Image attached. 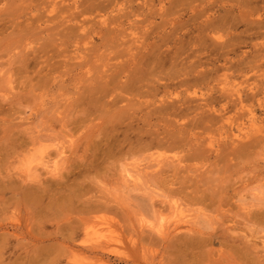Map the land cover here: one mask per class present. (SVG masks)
<instances>
[{
    "label": "rangeland",
    "instance_id": "obj_1",
    "mask_svg": "<svg viewBox=\"0 0 264 264\" xmlns=\"http://www.w3.org/2000/svg\"><path fill=\"white\" fill-rule=\"evenodd\" d=\"M53 1L0 0V264H264V0Z\"/></svg>",
    "mask_w": 264,
    "mask_h": 264
},
{
    "label": "bare ground",
    "instance_id": "obj_2",
    "mask_svg": "<svg viewBox=\"0 0 264 264\" xmlns=\"http://www.w3.org/2000/svg\"><path fill=\"white\" fill-rule=\"evenodd\" d=\"M54 1H55V0H54ZM54 1H53V2H54ZM46 2H47V1H46ZM48 4H49V2H48ZM52 4H53V3H52ZM59 4H60V3H59ZM46 6H47V5H46ZM50 6H51V5H50ZM53 6H54V5H52V7H51L52 9H53ZM54 8H55V7H54ZM56 8H57V6H56ZM47 9H49V8H47ZM53 10H55V9H53ZM53 12H54V11H53ZM63 16H64V15H63ZM68 19H69V18H68ZM61 20H62V22L64 21V20L62 19V15H61ZM70 21H71V20H70ZM65 22H66V21H65ZM83 22H84V21H83ZM105 22H106V21H105ZM66 23H67V22H66ZM81 24H82V26H83V23H81ZM84 26H85V25H84ZM87 30H88V29H87ZM83 32H84V31H83ZM85 35H86V33H85ZM83 37H84V36H83ZM81 65H82V64H81ZM103 86H104V85H103ZM100 87H101V86H100ZM102 88H103V87H102ZM102 88H101V89H102ZM106 88H107V87H106ZM114 89H115V88H114ZM115 92H116V90L114 91V93H115ZM239 97H240V96H239ZM240 100H241V99H239V101H240ZM211 103H212V102H211ZM215 103H216V102H215ZM241 103H242V101H241ZM216 112H217V111H216ZM217 113H219V112H217ZM204 121H205V120H204ZM227 123H228V121H227ZM206 124H207V123H206ZM252 127H253V126H252ZM239 132H242V130L239 129ZM239 134H240V133H239ZM241 135H242V134H241ZM239 136H240V135H239ZM242 136H243V135H242ZM231 137H232V136H231ZM237 137H238V136H237ZM238 138H239V137H238ZM236 140H237V139H236ZM238 140H240V139H238ZM71 142H72V141H71ZM69 145H71V144L69 143ZM61 153H62V152H61ZM61 153H60V155H61ZM29 154H30V152H29ZM158 156H159V155H158ZM60 157H62V156H60ZM159 158H160V157H159ZM62 160H63V159H62ZM44 162H45V161H44ZM157 162H158V161H157ZM57 166H58V165H57ZM49 167H50V166H49ZM54 167H55V166H54ZM45 168H46V167H45ZM45 168H44V169H45ZM50 168H51V167H50ZM56 169H57V168H56ZM46 170H47V169H46ZM45 172H46V171H45ZM48 172H50V171H48ZM47 174H48V173H47ZM55 175H56V174H55ZM128 177L131 178V181H132V179H134V178H132V176H130V175H129ZM135 181H136V180H135ZM178 210H179V209H178ZM180 211H181V209H180ZM181 213H182V215H181ZM183 213H184V212L181 211L180 214L177 213L179 216H177L176 214H175V215H176V217H180V216H183V217H184V214H185V213H184V214H183ZM183 217H181V218H183ZM177 219H178V218H177ZM184 219H186V218L184 217ZM173 220H174V219H173ZM161 222H162V221H161ZM177 222H179V221H177ZM186 223H187V222H186ZM173 224H176V222L173 223ZM163 226H164V225H163ZM177 226H178V225H177ZM152 227H153V226H152ZM158 227H159V228L157 229L158 232H160V231L163 230V227H162V226H158ZM175 227H176V226H175ZM156 228H157V227H156ZM154 231H155V229H154ZM163 232H164V231H163ZM159 234H161V233H159ZM99 239H101V238H99ZM101 240H102V244H103V243H106V242L108 241V240H106V239H105V240L101 239ZM103 241H105V242H103ZM88 242L90 243V241H88ZM97 242H99V240H98Z\"/></svg>",
    "mask_w": 264,
    "mask_h": 264
}]
</instances>
